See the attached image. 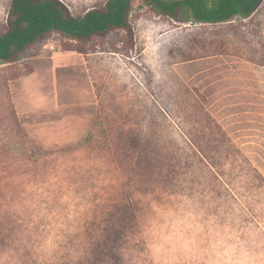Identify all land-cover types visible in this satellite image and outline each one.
Listing matches in <instances>:
<instances>
[{
    "label": "rangeland",
    "instance_id": "374dc122",
    "mask_svg": "<svg viewBox=\"0 0 264 264\" xmlns=\"http://www.w3.org/2000/svg\"><path fill=\"white\" fill-rule=\"evenodd\" d=\"M129 21L0 63V264H110L107 230L118 264H264V1L205 25L133 0Z\"/></svg>",
    "mask_w": 264,
    "mask_h": 264
},
{
    "label": "trees",
    "instance_id": "16d2710c",
    "mask_svg": "<svg viewBox=\"0 0 264 264\" xmlns=\"http://www.w3.org/2000/svg\"><path fill=\"white\" fill-rule=\"evenodd\" d=\"M132 1L107 0L98 9L74 17L59 0H11L6 27L0 32V63L14 62L18 55L51 34L62 38L64 50L81 54L93 39L112 32L126 31L131 37L129 15ZM263 1L147 0V3L155 13L172 20L186 24L221 25L235 19L251 18ZM197 146L204 154L199 148L201 146ZM146 157L144 152L139 160ZM108 232L98 261L102 262L106 257L110 264H118L119 255L113 250L118 241L109 237Z\"/></svg>",
    "mask_w": 264,
    "mask_h": 264
}]
</instances>
